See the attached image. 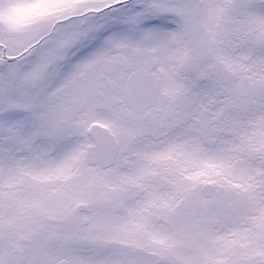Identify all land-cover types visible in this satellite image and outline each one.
Here are the masks:
<instances>
[{
    "label": "snow or ice",
    "instance_id": "snow-or-ice-1",
    "mask_svg": "<svg viewBox=\"0 0 264 264\" xmlns=\"http://www.w3.org/2000/svg\"><path fill=\"white\" fill-rule=\"evenodd\" d=\"M0 264H264V0H0Z\"/></svg>",
    "mask_w": 264,
    "mask_h": 264
}]
</instances>
